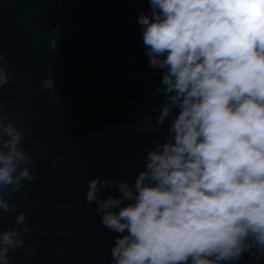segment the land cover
<instances>
[{"label":"clouds","instance_id":"obj_1","mask_svg":"<svg viewBox=\"0 0 264 264\" xmlns=\"http://www.w3.org/2000/svg\"><path fill=\"white\" fill-rule=\"evenodd\" d=\"M148 3L149 12H141L137 23L149 66L162 70L158 91L164 103L159 115L146 116L137 127L151 130L169 120V135L154 142L134 183L101 176L88 181L86 202L117 233L111 264H239L246 254L259 264L264 0ZM59 31L52 28L50 51L57 48ZM4 56L0 51V88L12 80ZM55 86L49 70L41 88L55 94ZM28 135L0 109V213L20 207L5 198V190L9 196L20 192L39 175L22 146ZM27 219L20 211L14 227L0 230V264H12L9 252L22 248L34 230Z\"/></svg>","mask_w":264,"mask_h":264},{"label":"water","instance_id":"obj_2","mask_svg":"<svg viewBox=\"0 0 264 264\" xmlns=\"http://www.w3.org/2000/svg\"><path fill=\"white\" fill-rule=\"evenodd\" d=\"M149 10L148 0H0V51L12 77L0 109L29 133L22 146L39 171L20 192H4L20 207L0 213V230L14 227L20 211L34 229L9 252L12 264H111L117 233L86 202L88 181L134 183L154 142L169 135V120L137 127L164 103L162 70L149 66L137 23ZM49 70L55 94L41 88Z\"/></svg>","mask_w":264,"mask_h":264}]
</instances>
